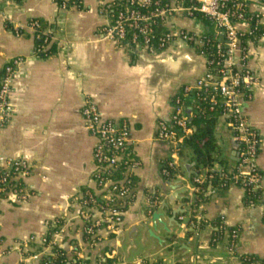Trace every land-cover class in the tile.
<instances>
[{"label": "crops", "instance_id": "crops-1", "mask_svg": "<svg viewBox=\"0 0 264 264\" xmlns=\"http://www.w3.org/2000/svg\"><path fill=\"white\" fill-rule=\"evenodd\" d=\"M99 1L79 0L78 5L62 10L55 0H0V78L6 64L15 58L25 60L13 80L11 124L0 129V156L26 159L32 169L27 181L32 194L29 202L1 206L0 264H40V260L31 259L37 248L28 241L44 237L47 222L61 218L75 224L70 231L72 248H66L68 256L80 252L89 264L102 260L111 264H241L245 256L264 258L262 208L247 204L240 187L229 183L222 190L212 183L214 174L229 175L235 170L240 153L224 122L216 121L218 156L210 167L197 169L188 148L175 155L170 145L156 140L157 124L172 119L174 97L205 73L204 60L190 50L154 57L100 40L97 32L106 22ZM252 11L264 17V10L258 7ZM33 20L52 38L49 58L34 56L35 40L28 28ZM169 25L215 36L213 24L202 18H177ZM248 52V66L259 73L261 83L244 112L262 137L257 167L264 176V41L249 43ZM89 100L97 104L103 118L129 122L141 162L123 233L93 250L85 245L73 208L82 191L94 189L96 140L81 117ZM186 115L191 122V106ZM170 160L176 163V173L166 181L161 169ZM192 176L204 179L195 195L191 192ZM175 191H185L184 200L172 208L167 200ZM197 195L204 199L196 208L202 222L188 204L193 197L196 201ZM156 214L160 220L154 219ZM219 226L226 230L215 243ZM235 230L240 235L235 253H231L229 236ZM140 234L159 249L129 260L134 238Z\"/></svg>", "mask_w": 264, "mask_h": 264}, {"label": "built area", "instance_id": "built-area-1", "mask_svg": "<svg viewBox=\"0 0 264 264\" xmlns=\"http://www.w3.org/2000/svg\"><path fill=\"white\" fill-rule=\"evenodd\" d=\"M55 2L62 10L76 6L72 0ZM99 2V12L106 22L97 32L100 40L129 46L154 57L190 50L204 60L205 73L193 86L183 87L174 97L172 119L157 124L156 140L170 145L175 155L181 151L185 141L192 135L186 115L187 107L182 98L192 94V98L197 101L193 108L198 113L204 115L207 111L230 129L240 153L235 170L229 174V182L243 189L245 195L251 194L254 204L262 208L264 220V176L257 167L262 137L244 112L245 105L253 98V91L261 83L259 73L248 66V44L264 41V17L252 11L253 7L263 11L264 0ZM177 18L206 19L213 24L215 36L170 26L169 23ZM28 28L35 41L43 42L39 49L35 48L34 56L49 58L50 55H42L49 50L52 42L50 35L37 20L30 21ZM13 31L17 36L21 35L20 30ZM244 38L246 41L243 44ZM24 61L23 58H15L2 71L0 129L11 124L14 115L11 99L13 80ZM81 117L87 132L96 140L93 150L96 169L92 175L94 189L82 191L80 197L75 199L73 208L76 210L75 220L82 225L85 245L93 250L104 241L123 233L125 213L135 199V174L141 162L131 140L128 121L103 118L97 104L90 100L83 106ZM175 173L176 163L173 160L167 161L161 169V177L166 180ZM31 175L32 169L26 159L0 156V209L6 202L19 205L29 202L32 194L27 181ZM203 183L201 176L194 179L193 195L199 193ZM188 204L192 206V214L202 222L194 197ZM74 225L73 221L64 218L47 222V234L42 238L31 237L28 241L37 248L31 259L42 261L43 257L58 248H72L70 231ZM217 230L224 232L226 229L225 226H219ZM239 235L237 230L230 233L228 249L231 253H235ZM68 258L84 260L80 252H74ZM106 261L102 260L99 264ZM241 264H264V258L245 256Z\"/></svg>", "mask_w": 264, "mask_h": 264}, {"label": "trees", "instance_id": "trees-1", "mask_svg": "<svg viewBox=\"0 0 264 264\" xmlns=\"http://www.w3.org/2000/svg\"><path fill=\"white\" fill-rule=\"evenodd\" d=\"M20 1V0H19ZM75 2V5L79 4V0H72ZM247 38V37H246ZM246 38L243 39V44L246 41ZM42 41L38 40L35 41V48L39 49L42 45ZM53 50L50 48L47 50L45 55H52ZM193 95L191 94L187 98H182L183 103L186 107L193 106L197 103L193 98ZM206 111V109H205ZM216 117L212 116L210 113L206 111L204 115H201L193 108V118L191 122H189V126L192 129V135L185 141V144L182 148H188L193 156L195 163V167L197 169L210 167L213 162L215 161V155L218 156L217 151V145L214 138V129L216 125ZM203 145L201 146V143ZM219 163L221 165L224 164L223 160H219ZM214 179L212 181L213 185H218L222 190L226 189V186L229 185V175H221V174H214ZM196 177L192 176V180L194 181ZM164 179V178H163ZM174 179V175L171 179H164L166 181H171ZM203 197L201 195H197L196 198V205L201 203L203 201ZM245 202L247 204H254V200L251 197V194L245 195ZM223 231H218V233L214 234V242L216 243L218 239L220 240L222 238ZM63 254V255H62ZM101 263V261L99 262ZM41 264H89L87 261L84 260H71L67 256V252L65 249L58 248L57 250H54L52 254H47L45 257L42 258ZM104 264H111L110 261H106ZM156 264H162V263H156Z\"/></svg>", "mask_w": 264, "mask_h": 264}, {"label": "rangeland", "instance_id": "rangeland-1", "mask_svg": "<svg viewBox=\"0 0 264 264\" xmlns=\"http://www.w3.org/2000/svg\"><path fill=\"white\" fill-rule=\"evenodd\" d=\"M134 243L135 249L131 251L130 256L128 257L129 260L137 259L138 257L144 255V252L146 251L154 253L159 249V246L154 241H150L149 239L144 240L142 234L134 238ZM153 246L155 247V250L152 249ZM126 248L127 246H125L123 252H126Z\"/></svg>", "mask_w": 264, "mask_h": 264}, {"label": "water", "instance_id": "water-1", "mask_svg": "<svg viewBox=\"0 0 264 264\" xmlns=\"http://www.w3.org/2000/svg\"><path fill=\"white\" fill-rule=\"evenodd\" d=\"M184 193H185V191H182V192L175 191L171 196H169V198L167 200L169 203V206H171L172 208H175L177 202H182L184 200V198L182 197V195ZM166 205L167 204H164V207H166ZM156 218L158 220H160L159 215H157V214L154 216V219H156Z\"/></svg>", "mask_w": 264, "mask_h": 264}]
</instances>
